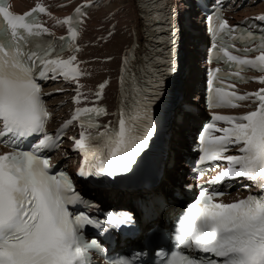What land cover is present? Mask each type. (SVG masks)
<instances>
[{
	"label": "snow or ice",
	"instance_id": "6c2138e0",
	"mask_svg": "<svg viewBox=\"0 0 264 264\" xmlns=\"http://www.w3.org/2000/svg\"><path fill=\"white\" fill-rule=\"evenodd\" d=\"M89 6L78 7L75 17L70 15L60 21L68 26L69 34L57 38L61 42L57 48L53 43L41 42L43 36L54 35L38 18V14L48 11L42 3L16 14L8 0H0V142L6 139L16 149L0 154V264H90L89 250L99 245L94 239H84L86 226L103 230L105 224L120 227L133 222L128 213H108L105 221L85 213H70L68 205L82 202L81 196L65 172L51 174L53 165L40 154L42 149L58 146L63 131L79 121L80 138L73 139L84 159L78 174L115 177L131 170L156 132L152 106L162 101L164 78L163 73L155 72L150 91L136 89L132 112L121 109L117 127L105 126L104 131H99L101 126L92 117L106 114V109L76 107L57 136L47 132L51 113L34 76L54 79L62 75L65 80L76 82L74 100L80 104L82 85L78 77L86 73L79 70L76 55L65 59L62 53L68 48L79 50L69 41L77 39L78 25L82 23L78 17H83V9ZM256 19L264 22V14ZM210 20L214 58L238 69L224 73L226 78L244 81L241 72L245 68L264 72V38L257 47L240 50L245 54L257 51L258 56L242 58L233 55L229 48L234 49V45L223 40L224 36L232 37L238 29L222 18L221 11ZM215 38L221 43L217 44ZM124 65L127 72L128 56ZM167 71L170 74L174 66L169 63ZM218 73L220 68L210 73V107L236 108L242 101H251L256 107L241 115H215L199 137L203 145L201 161L227 162V167L210 183L247 179L264 190V87L253 93L228 92L216 86L217 81L223 83ZM254 79L264 84V75ZM105 86L106 83L99 85L98 97ZM228 87L234 89L235 85ZM220 121L228 126L218 128ZM213 132L221 135L213 136ZM36 134L42 139L31 150L19 149L20 141ZM230 148L239 154L227 155ZM224 194L206 189L199 192L178 220L176 244L168 252L157 253L164 257L161 264H264V195H248L224 203L219 199ZM113 264H133V261L122 257Z\"/></svg>",
	"mask_w": 264,
	"mask_h": 264
},
{
	"label": "bare ground",
	"instance_id": "6f19581e",
	"mask_svg": "<svg viewBox=\"0 0 264 264\" xmlns=\"http://www.w3.org/2000/svg\"><path fill=\"white\" fill-rule=\"evenodd\" d=\"M64 0H13L12 5L16 10H27L38 3H42L46 8L50 23H56L62 16V10L55 9L53 3L58 5ZM71 1V0H70ZM104 1V4L103 2ZM164 0H73L69 4L68 10L71 11L78 5H90L86 7V16L83 18L80 26V34L77 44L79 55L77 65L79 70L85 75L79 76V85H82L80 92L82 98L80 104H76L74 97L77 95L78 84L70 80L67 84L58 85L57 87L63 90L60 94L54 95L52 99L53 106L60 108V117L66 123L74 114L76 107H101L104 106L106 114L92 119L96 120L101 127L99 131H104L105 126L112 128L117 127V119L121 109L126 110V91L128 87L135 83L140 77L139 75H147L150 69L157 68L152 65L153 57H145V51H142L137 56L130 51L139 47V41L148 32V23L155 17L157 13H161ZM169 7L175 10L178 14L177 20L182 26V29L174 30L175 36L179 39V46H185L186 54L188 55V70L183 78L186 87V98L184 103L197 106L199 112L194 110L183 111L180 117V122H175L172 127V138L170 140V153L168 160L171 166L165 170L161 181H157L155 190L168 187V192L175 190V184L184 178L182 172L185 171L186 165L184 155H191L186 152L185 148L188 143L187 135L194 129L195 124H199L205 117L203 110L202 95L195 89V85L204 79L203 68L199 55L201 53L199 46L203 41H207L205 28L196 14L197 8L189 1L171 0ZM264 9V4L251 6L246 4L243 10L238 14L231 13L230 16H246L255 14ZM103 27V29H102ZM149 52H158V46L149 48ZM137 50H140L138 48ZM159 54V53H158ZM129 57L128 71L125 72L124 58ZM145 60L147 62H145ZM146 63V65H145ZM145 65V66H144ZM144 66V67H143ZM123 77V81H122ZM100 96H97L99 85L105 84ZM51 89V88H48ZM120 96L122 102H120ZM190 101H189V100ZM64 104L61 105V103ZM69 109V110H68ZM58 120V118H57ZM73 134L79 138L81 128L77 121L71 126ZM97 131L94 129V132ZM71 160H75V152H70ZM79 163V159H78ZM180 186L182 184L180 183ZM99 194L105 198H114L112 201L131 200L136 193H128L117 189H97ZM170 193H168L169 195ZM238 195H245L243 191H237L232 194L230 199H235ZM166 202H168L166 200ZM165 209L160 211L155 221L163 222L166 215L174 213L180 203L173 199V203H167Z\"/></svg>",
	"mask_w": 264,
	"mask_h": 264
}]
</instances>
